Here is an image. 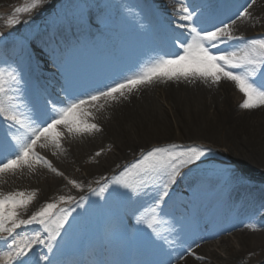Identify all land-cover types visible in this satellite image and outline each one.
<instances>
[{
	"label": "snow or ice",
	"instance_id": "obj_1",
	"mask_svg": "<svg viewBox=\"0 0 264 264\" xmlns=\"http://www.w3.org/2000/svg\"><path fill=\"white\" fill-rule=\"evenodd\" d=\"M177 2L180 6L174 12L176 19L169 22L166 31V39L176 51L159 56L133 75L114 78L109 83L82 88L66 79L60 85L58 97L62 98L58 99L53 98L46 86L31 84L26 109L17 102L18 93L22 87L29 90L37 45L27 37L19 42L13 40L14 44L19 43L20 62L10 71L0 69V176L15 174L25 168L34 170L36 166L63 176V172L38 149L51 150L56 156L64 151L62 141L66 134L100 132L97 124L84 119L88 115V106L103 108L109 102L127 99L141 86L158 81L200 80L211 85L228 81L243 96L239 104L241 109L264 108V36L246 38L235 34L238 22L246 23L253 18L250 9L256 0H244L234 5V10H226L217 0ZM42 4L43 0H31L16 8L18 15L8 18L6 27L19 25V15L30 14ZM13 36V33L8 36L0 34V46L6 47ZM44 43L52 65L59 69L61 50L55 38L49 37ZM207 155L208 151L198 146H156L141 152L138 159L126 165L111 181L105 178L101 187L91 191L105 203L109 200L115 203L131 201L133 197L151 194V206L136 217V223L145 225L155 240L167 243L168 237L160 232L161 214L172 198L173 186L192 173L193 166L199 168ZM68 183L83 190L75 181L69 180ZM35 197V192H0V264H30L32 257L29 254L37 246L46 250L39 255L43 264H66L62 259L66 238L74 227L73 221L81 215L77 209L84 213L89 211L85 206L87 200L85 197L77 201L72 196H60L57 201L46 203L25 217L22 213H27ZM73 201H76L74 207L60 206L71 205ZM33 225L39 227L30 228ZM250 227L257 230L255 226ZM194 243L195 247H200L199 242ZM186 255L202 259L195 256L192 245L187 247ZM183 258L182 255L180 259ZM149 264H171V261L159 260Z\"/></svg>",
	"mask_w": 264,
	"mask_h": 264
},
{
	"label": "bare ground",
	"instance_id": "obj_2",
	"mask_svg": "<svg viewBox=\"0 0 264 264\" xmlns=\"http://www.w3.org/2000/svg\"><path fill=\"white\" fill-rule=\"evenodd\" d=\"M11 1L15 0H0V5ZM156 1L160 6L159 0ZM161 1L166 2L160 8L163 9L162 12L166 10V6L169 7V12L172 13L173 20H175L174 12L180 6L177 0ZM243 2L244 0H242ZM146 3V0H101L95 5L96 7L92 8V14L82 9L80 18L71 21V18H68V12L73 9L74 2L61 0L59 4L47 8L41 6V10L36 13L34 19L21 21L22 26L14 32V37L17 38L21 35L29 37L35 45L42 48V51H40L41 49L37 50L38 55H40L45 49H48L44 42L50 37L49 32H53L52 37L55 38L56 43L65 37H70L73 33H76L77 38L93 40L98 36L90 31L96 27L95 18L108 16L111 9L120 12L127 7L131 10L148 9ZM233 6L231 4L230 6L222 5L226 10L228 8L234 10ZM139 11L133 12V18L130 17L132 21L136 22L140 19ZM250 11L253 17L251 20L246 23H237L236 27H240L239 29L242 31L264 27V0H256V4ZM170 21L172 20H169L168 23ZM115 24L121 25L119 22ZM104 40L106 41L105 38H101L98 49L84 45L76 53L67 54L64 64H60L59 69L54 67L56 71L53 79L49 82L51 85L49 92L58 89L66 79L72 81L74 77H79L83 71L84 74L81 78L86 77L92 71L109 68L111 66L109 59L112 55L118 54L120 51L127 52V48L131 44H134V50L139 49L143 53L157 48L155 43L146 38L123 35L120 38L116 37V41L110 46V50L105 51ZM138 44L140 46H136ZM166 49L170 53L176 51L170 46V43L166 44ZM0 53L12 58V61L8 60L9 69L6 71H10L19 64V57H16L19 53V43L7 42L6 47L0 46ZM109 81V79L104 80L107 83ZM158 93L159 96L161 95L160 98L157 97ZM29 97V95L23 94L20 101H26ZM162 102L169 105L171 113L163 108ZM233 105L231 85L228 81H221L219 85H211L210 82L205 84L200 80H192L191 82L186 80L158 81L151 85L141 86L133 91L127 99L109 102L103 108L99 105L88 106V115L84 119L88 123L97 124L101 131L74 136L65 135L62 141L64 151L58 153L56 157L52 155L51 150L43 151L49 153L57 162L65 165V167H61L55 163L62 170L71 168L73 171V169L78 168L79 164L92 165L94 164L92 161L97 160L98 168L92 166L86 168L89 172L98 174V177L105 174L108 176L113 167L117 166V164L112 166L113 162L121 158V163L118 164L122 166L123 162L129 159V156L125 155L126 150L130 151V156H134L135 153H140L148 147L145 145L155 143L154 141L172 142L173 138H176V131L182 140L195 139L199 136L205 139L213 136L223 126H229L237 148H242L244 151L250 150L252 153L264 157V108L238 113L233 109ZM171 118L176 123V131ZM108 150H111L109 155L106 154ZM97 152L101 153L99 158H92ZM107 171L110 172L107 174ZM35 172L36 168L34 170L25 168L15 174L8 173L0 176V192L4 194L14 191L29 193L32 189L27 188L29 186L27 182L33 179V176L36 179ZM194 177L200 182L203 180L200 174ZM228 183L223 190L231 187L229 198L222 209L221 218L217 225L215 221L212 222V215L206 212L204 220L207 225L205 228H201L196 234L183 235L185 243L177 241L176 245L171 247L169 241L165 243L162 240H155L145 225L138 224L133 231L135 233L131 243L134 246V252L136 254L151 252L158 258V261H171V264H264V185L249 184L238 177L229 179ZM41 184L46 183L41 181ZM18 186L27 188V190H20ZM44 187L55 188L53 189L54 194L61 191V186L58 187L57 184L51 182ZM51 188L47 190L50 191ZM75 193L79 194L80 190H76ZM54 194L45 195V201L35 198L28 207V214L37 211L47 201H55ZM183 203L192 206L190 202H186L184 199ZM120 213L123 217V210L120 207L116 208V214ZM24 214L22 213V215ZM117 215L116 223L112 224L114 232L110 236L106 234L105 260L107 263L122 258L123 252L128 249L126 246L128 241L116 229L119 218ZM226 219L230 221L228 227L223 225ZM171 226L169 223L166 225L161 223L160 231L163 230L162 228H171ZM250 226H255L257 230L253 231ZM239 229L247 230L248 235ZM144 232L146 241L144 240ZM201 237L204 239L201 240ZM234 240L238 247L233 244ZM194 242H199L200 247H195ZM189 245H192L195 256L202 257V259L186 255V249ZM214 246L221 249L224 256L212 250L211 248ZM182 255L184 258L180 259ZM99 262V255L91 251L86 256L84 264H99ZM67 264H76V260L71 259Z\"/></svg>",
	"mask_w": 264,
	"mask_h": 264
},
{
	"label": "rangeland",
	"instance_id": "obj_3",
	"mask_svg": "<svg viewBox=\"0 0 264 264\" xmlns=\"http://www.w3.org/2000/svg\"><path fill=\"white\" fill-rule=\"evenodd\" d=\"M59 1L60 0H43L42 8L50 7L58 3ZM71 1L75 2L76 0H71ZM100 1L101 0H78V2L74 4V6H76V9H74L75 11L71 12L70 15L71 18L73 19L77 18V14H76L77 9L79 10L85 9L90 11L91 8L97 5ZM30 2L31 0H15L4 5H0V34H3L4 36H8L9 33L14 34L15 31L21 28L22 26L21 23L13 28L6 27V21L8 18L18 15L15 12L16 8L23 7L26 3H30ZM40 10L41 9L39 8L34 10L30 14L19 15L18 18L21 21L28 20L30 18L34 19L36 13ZM166 14L167 15L165 17L168 19V21L169 19L173 20V17L171 16L172 13L169 12L168 7L166 9ZM239 28L236 27L235 34L244 35L246 38L264 36V27L263 28L255 27L249 31H242ZM160 33L161 32H158L156 35L153 36L151 33V36L157 42H159L158 37H160ZM23 37H27V36L21 35L20 37L17 38L13 36V38L10 39L8 42L13 43V40L19 42ZM166 41L168 42L166 36L164 38L161 35V43H166ZM213 51L215 52V49H213ZM140 62L143 63V61ZM8 67L9 66L6 63L5 56L3 55V53H0V69L7 70ZM46 79L47 77H43L44 84ZM230 85L232 90V99L234 101L233 109L238 113H241L242 111H246L239 107V104L242 103L243 101L242 94L235 88L234 84L230 82ZM23 92L24 91L18 93L19 100L17 102L23 105L24 108L26 109L27 108L26 101H22V102L20 101ZM160 96L158 93L157 97L160 98ZM161 104H163V108L167 112L171 113L170 107L169 105H167V103L162 102ZM171 119L176 131L177 130L176 123L173 118ZM176 134H177L176 138H173L174 140L172 142L167 143L162 141H157V142L154 141L155 143H150L149 145H145L148 147L146 149H143L142 151V152H146L153 147L166 146L169 144H177L185 147L198 146L208 151V155L203 159V162L200 164L199 168L193 166L195 170L186 177L179 179L177 184L173 186V189L171 191V197L175 195L176 200L180 199L178 195H182L186 200L194 204V206L196 205L198 206V204H200L202 201L203 194L213 195L216 193L217 194L216 196H219L218 192L220 190H223L224 186L228 184V180L233 179L234 177H238L243 181L248 182L249 184L256 183V184L264 185V157L257 153L254 154L250 150L244 151L242 148H237L235 145V140L234 138H232L229 126L228 127L223 126L221 129H218L213 136L211 135L210 138H205L206 140L201 138L200 136L195 137V139L182 140L179 137L178 131H176ZM38 151H40L42 155H44L48 160H50L53 166L57 168L59 171L63 172L64 175L56 176L54 173L50 172L47 168L42 166H36L35 167L36 172L34 174L36 176V179H34L33 176V179H30L27 182V184L29 185L27 186V188H30V190L32 189L30 192L36 193L35 198H37V200L45 201L46 199L45 195L46 196L53 195L54 194L53 189L55 188L52 189L51 187H48L51 188L50 191H48L47 190L48 188L44 187L45 185L49 184V182H51L57 184L58 187L61 186L60 193L54 194V197L56 198L55 201H57L60 196H65V197L72 196L75 197L77 201L81 197H85L87 200V204L85 206L89 208V211L87 213H84L82 209H77V212L81 213V215L79 216H77L76 213H73V215L77 216V218L75 221H73L74 227L70 231L69 236L66 238V243L64 245L63 256H62L63 259H69V257H73V256L79 257L80 249L83 250L84 253L86 249L87 251H89L90 249L93 248L97 249L98 247V251H99V246L103 248L102 245L105 244L106 234L107 236H110L114 232V228L112 224L116 223V218H117L116 208L118 207L122 208L124 213L123 217H121V213L117 215L119 216L118 220L122 219L121 221H119L120 224L125 226L123 224V221H125L128 226V228L126 227L127 229L126 231L122 229L123 236L125 237L126 235L125 239L131 238L130 240H132L133 230L136 229L138 225L136 223V217L145 213L147 208L151 206L152 204L151 194L141 195L139 197H133L131 201L124 200L119 203H115L109 200L107 203H105L104 200H100L96 195H94L91 189H98L99 187H101L106 182L105 178H107L108 181H111V179L116 174H118L126 165H129L130 163L138 159L141 155V152L135 153L134 156H130L129 155L130 151L126 150L125 155H128L129 159L125 160L122 166L119 165L121 163V158H119L117 161L113 162L112 166L114 164H117V166H115V168L113 167L112 171L110 170L111 173H109L110 171H107V174L109 173L108 176H106L105 174L98 177L99 176L98 174H96L95 172H89V170L86 168L87 166L98 168V164H96L97 160L92 159L93 160L92 162L94 163L92 165L79 164L78 168L77 169L75 168V170L73 169V171L71 168L69 170L67 169L62 170L58 168V166H56L55 163L56 164L58 163L61 167H65V165H62L61 163H59V161L57 162L55 158L49 155V153H47L46 151L44 152L43 149H38ZM110 151L111 150H108L106 154L107 155L111 154ZM92 158L98 159L99 157L94 155ZM198 174H200L203 177V180L201 182L196 180L197 178L194 177ZM87 178L88 180L85 183V185L89 189L86 191H81L80 189L73 187L72 184L68 183L69 180H72L78 184L79 181H83V180L85 181V179ZM41 181L46 184L42 185ZM18 187L20 188V190H27V188H23L22 186H18ZM76 190H80V193L79 194L75 193ZM228 193L229 192H225V194ZM105 195L107 196V193ZM212 201L214 202V199H212ZM47 203H49V201H47ZM75 203L76 201H73L71 205H60V206L74 207ZM127 210L129 212H127ZM188 211L190 214H193V212H195V210L192 209H188ZM24 215L26 217L27 215L30 214H28L27 212ZM165 219L168 218L164 217V220ZM170 220L172 221V219ZM197 224H198L197 222L196 224L192 223L191 224L192 226L190 228L193 231H195V234L197 233L198 230L196 227ZM38 227H39L38 225L30 226V228H38ZM162 229L163 230H161L160 232L162 235L168 237V241L171 247L175 246L177 241H179V243L182 242L185 243L184 236H187V234L185 233L184 230L176 232L175 230L169 227ZM245 232L248 234L247 230H245ZM93 233L94 235H98V236L95 237ZM233 244L235 245V247H238L235 240L233 241ZM126 246L129 247V249H127L128 251L126 250L125 254L132 250V249L130 250V247L132 246H130L129 243H127ZM211 249L214 250L217 254L224 256V252L221 249L216 248L215 246L212 247ZM34 254L35 253H30V256L33 257ZM69 254L71 255L67 256Z\"/></svg>",
	"mask_w": 264,
	"mask_h": 264
}]
</instances>
